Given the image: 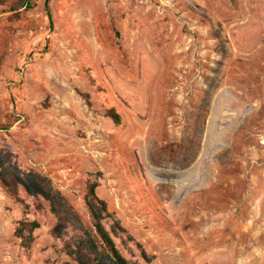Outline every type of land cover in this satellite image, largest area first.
Masks as SVG:
<instances>
[{
  "label": "rangeland",
  "instance_id": "obj_1",
  "mask_svg": "<svg viewBox=\"0 0 264 264\" xmlns=\"http://www.w3.org/2000/svg\"><path fill=\"white\" fill-rule=\"evenodd\" d=\"M32 171L77 215L0 180V264H78L92 184L130 264H264V0H0V175Z\"/></svg>",
  "mask_w": 264,
  "mask_h": 264
},
{
  "label": "trees",
  "instance_id": "obj_2",
  "mask_svg": "<svg viewBox=\"0 0 264 264\" xmlns=\"http://www.w3.org/2000/svg\"><path fill=\"white\" fill-rule=\"evenodd\" d=\"M107 112V115L110 118L116 122L119 121V114L113 108L108 109ZM0 180L5 186L20 182L25 185L26 190L30 194H41L53 204H56V199H59V202L62 200L69 207V210L73 212L74 215H77L71 205L66 202L64 199L65 197H63L61 192L56 189L52 185L51 181L40 172H29V181H24V179L19 176H16L13 180L8 181L1 175ZM94 188L95 186L92 184L89 188L88 194L86 195V205L93 219L94 231H86L87 234L85 242H88L91 247H83L82 241H78L75 249H70L69 254L74 257L78 264H130L128 260L119 253L111 235L102 223L103 217L109 215V212L107 210L106 202L98 198L95 194ZM53 210L56 211L55 205H53ZM56 213L59 214L58 210ZM59 217L62 222V217L60 215ZM33 224L36 225V223ZM56 229L59 231V226ZM95 237L103 243V248L100 251L97 249H95V251L92 250V247L96 246Z\"/></svg>",
  "mask_w": 264,
  "mask_h": 264
}]
</instances>
